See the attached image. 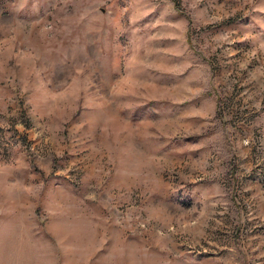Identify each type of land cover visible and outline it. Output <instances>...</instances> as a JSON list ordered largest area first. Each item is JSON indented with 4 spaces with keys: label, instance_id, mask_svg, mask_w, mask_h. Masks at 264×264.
I'll use <instances>...</instances> for the list:
<instances>
[{
    "label": "rangeland",
    "instance_id": "obj_1",
    "mask_svg": "<svg viewBox=\"0 0 264 264\" xmlns=\"http://www.w3.org/2000/svg\"><path fill=\"white\" fill-rule=\"evenodd\" d=\"M0 264H264V0H0Z\"/></svg>",
    "mask_w": 264,
    "mask_h": 264
}]
</instances>
